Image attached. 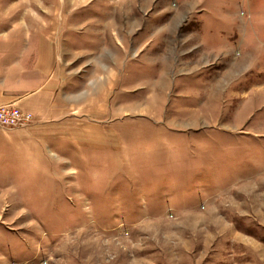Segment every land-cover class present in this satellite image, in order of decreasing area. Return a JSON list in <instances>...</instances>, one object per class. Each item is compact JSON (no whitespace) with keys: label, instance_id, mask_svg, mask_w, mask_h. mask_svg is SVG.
I'll return each instance as SVG.
<instances>
[{"label":"rangeland","instance_id":"rangeland-1","mask_svg":"<svg viewBox=\"0 0 264 264\" xmlns=\"http://www.w3.org/2000/svg\"><path fill=\"white\" fill-rule=\"evenodd\" d=\"M43 1L63 17L111 18L118 47L151 16L164 32L175 16L200 26L186 0ZM234 1L235 31L204 13L235 44L206 71L183 80L165 55L141 61L138 86L119 72L110 93L88 97L82 81L80 110L44 124L56 136L41 167L0 183V264H264V0Z\"/></svg>","mask_w":264,"mask_h":264},{"label":"crops","instance_id":"crops-1","mask_svg":"<svg viewBox=\"0 0 264 264\" xmlns=\"http://www.w3.org/2000/svg\"><path fill=\"white\" fill-rule=\"evenodd\" d=\"M33 1L0 0V105L12 104L30 113L35 122L34 127L0 129V183L16 182L11 178L22 177L20 167H41L42 145L50 135L56 136L44 124L70 118L66 114L80 110L82 81L90 87L88 97L96 95L98 86L110 93L114 75L119 72L122 80L125 75L129 80L131 72L130 78L138 86L141 61L147 57L152 58V64L161 63L165 55L169 56V71L186 73L179 76L187 80L189 73L208 69L209 56L218 60L235 46L223 28L208 30L210 19L204 14L209 7L215 9V23L229 24L225 30L235 31L234 15L225 10L234 0H186L200 9L196 14L201 15L198 29L190 27L193 15L170 18V30L166 32L159 28L158 17L151 16L148 30L132 34L129 28L122 31L119 47L114 46L111 18L81 21L59 15L43 0ZM69 19L73 26L66 31ZM125 24H130L129 19ZM114 47L119 48L120 59ZM81 59H88L86 64L93 67L82 69ZM192 84V88L197 87V81ZM9 149H14L13 153ZM34 173L28 171L24 176L32 178Z\"/></svg>","mask_w":264,"mask_h":264},{"label":"built area","instance_id":"built-area-1","mask_svg":"<svg viewBox=\"0 0 264 264\" xmlns=\"http://www.w3.org/2000/svg\"><path fill=\"white\" fill-rule=\"evenodd\" d=\"M31 119L30 113L21 112L9 105L0 106V126L7 128L26 127Z\"/></svg>","mask_w":264,"mask_h":264}]
</instances>
